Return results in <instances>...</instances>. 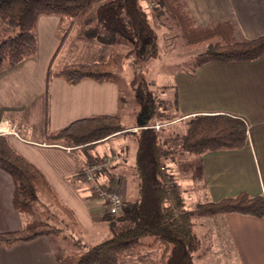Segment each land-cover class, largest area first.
Segmentation results:
<instances>
[{"label":"trees","instance_id":"obj_1","mask_svg":"<svg viewBox=\"0 0 264 264\" xmlns=\"http://www.w3.org/2000/svg\"><path fill=\"white\" fill-rule=\"evenodd\" d=\"M149 1L155 5L157 16L163 13L172 21L184 44L206 47L195 56L189 68L191 73L207 61H249L264 52V35L239 40L235 36V25L230 21L199 25L185 0ZM41 14H56L66 23L60 31V45L72 27L80 24V38L95 39L112 48L126 46L124 57L133 67L147 61L156 48L158 36L141 0H0V71L36 55V20ZM117 67V54L112 51L105 62L71 63L56 73L48 69L45 95L52 77L62 78L71 85L84 79L98 83L116 81ZM136 75L130 86L141 120L134 126L136 130L131 131L136 142L133 171L137 196L134 200H125L118 214L104 212L102 218L108 224L109 237L78 251L60 255L54 250L56 264H124L145 252L153 253V264H195L200 241L194 230V216L237 213L264 217V195L244 191L218 201H206L194 209L185 207L181 185L169 173L166 164L173 155L172 144L168 139L162 140L160 130L149 122L158 116L160 103L148 81ZM173 103L175 106L176 100ZM127 128L117 114L94 115L47 132L46 140L50 144L91 150L102 140ZM247 140L246 120L225 113L190 116L185 132L179 137L181 149L195 153L198 158L206 151L242 148ZM0 169L12 179V204L23 218L19 230L0 232V246L11 247L45 237L53 249L57 239L64 251L65 245L80 241L74 236L82 235L83 229L73 212L42 173L9 144L3 134H0ZM41 195L58 208L69 223L49 210L42 215L37 208L43 203ZM146 260L142 259L144 264Z\"/></svg>","mask_w":264,"mask_h":264},{"label":"crops","instance_id":"obj_2","mask_svg":"<svg viewBox=\"0 0 264 264\" xmlns=\"http://www.w3.org/2000/svg\"><path fill=\"white\" fill-rule=\"evenodd\" d=\"M185 1L201 26L230 21L239 40L264 35V0ZM65 24L56 14L39 15L36 55L0 71V129L4 126L9 129L8 134H3L9 144L42 173L73 212L82 234L96 226L107 228L109 234L108 224L102 218L104 205L93 196L80 174L90 158L118 153V161L97 179L111 187L122 186L125 200H134L137 196L135 151L129 162L126 145L90 154L99 144L91 150L68 151L64 146L47 143V132L60 130L74 120L121 114L117 81L98 83L84 79L71 85L62 78L52 77L45 95L48 69L56 73L71 63L105 62L112 52L107 44L80 38V24L72 27L60 45V31ZM171 80L177 118L225 113L240 116L248 124V140L242 148L211 150L196 157L205 200L218 201L241 191L264 195V52L249 61H207L193 73L189 69L176 71ZM158 116L153 122L160 120ZM13 190L11 177L0 169V232L19 230L23 224L21 214L12 204ZM213 216L219 217L218 225H212L219 232L222 244L231 251L234 264H264V217L237 213ZM193 224L200 241L195 253V258H199L206 233ZM0 264H56V256L48 239L38 237L11 247L0 246Z\"/></svg>","mask_w":264,"mask_h":264},{"label":"rangeland","instance_id":"obj_3","mask_svg":"<svg viewBox=\"0 0 264 264\" xmlns=\"http://www.w3.org/2000/svg\"><path fill=\"white\" fill-rule=\"evenodd\" d=\"M141 3L147 10L152 25L156 30L158 36L156 48L147 61L138 63L135 67H133L128 58L124 57V54L127 51L126 46L116 45L112 48V51L117 54L118 58L115 79L120 87V121L124 127L128 128L127 130L118 133L119 135L113 139L98 143L99 146L89 153L94 154L104 148L115 149L119 146L123 147L126 145L129 149L128 161H131L132 153L136 150V142L131 131L136 130L134 126L140 124L141 120L138 119L137 116L139 106L134 100L130 81L136 74L144 77L151 85L157 98V102L160 103L158 108L160 114L158 117L160 120L157 118V121L167 123L160 127V137L162 140L168 139V143L172 144L171 147L174 149L172 152V158L166 160L167 168L175 181L181 185L185 198V207L187 209H194L198 204L206 202L204 191L202 189L201 172L195 153L183 150L180 147L179 137L185 132L187 121L190 117L185 119L177 118L175 114L176 107L173 103L174 90L170 84L172 83L171 75L176 71H186L189 68H192L191 65L194 63L195 56L202 52L206 47H192L184 44L179 32L166 15L160 13L157 16L155 5L149 0H141ZM65 26L66 24L63 27ZM149 122L153 124V122ZM116 161H118V156ZM41 200L43 205L39 203L37 208L42 215H44L45 211L47 212L49 210L56 215L57 218H62L65 223H69L67 217L45 196L41 195ZM218 218L219 217H214L213 215H196L193 217L195 228L203 230V232L206 233L204 243L201 245V254H199V258H195V264H203V259L205 264H234V261L231 260V251L222 244L221 238L218 237L219 232L217 229H214V226L212 225V223L218 225ZM200 221L202 224H200ZM70 228L72 229L73 227L70 225ZM109 236L110 233L108 234L107 228L103 229V227L96 226L93 231H87L82 235H75L74 237L79 238L80 241L65 245L64 251H61L62 247L56 239L54 250L60 255L63 252L82 250L85 246L98 243ZM146 253L147 252L136 255L124 264H144V261H142L143 258L147 259L145 264H153V253H147V255L152 254L148 257H146Z\"/></svg>","mask_w":264,"mask_h":264},{"label":"built area","instance_id":"obj_4","mask_svg":"<svg viewBox=\"0 0 264 264\" xmlns=\"http://www.w3.org/2000/svg\"><path fill=\"white\" fill-rule=\"evenodd\" d=\"M166 124L167 123L157 121L153 122L151 126L158 130ZM9 132V129L6 126L0 129V134H8ZM11 133L15 134V131L11 130ZM65 148L68 151L77 149V147L73 146ZM116 160V153H109L100 157L90 158L80 174L81 179L89 184V190L93 196L100 200L104 205L105 211L112 215L118 214L125 202L122 189L120 186L111 187L97 178L98 176L103 175L106 170L111 168V166L115 164Z\"/></svg>","mask_w":264,"mask_h":264}]
</instances>
